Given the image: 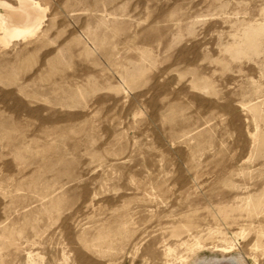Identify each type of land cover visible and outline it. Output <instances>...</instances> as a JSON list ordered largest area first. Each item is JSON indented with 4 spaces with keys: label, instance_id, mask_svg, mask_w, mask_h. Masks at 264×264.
Returning a JSON list of instances; mask_svg holds the SVG:
<instances>
[{
    "label": "rangeland",
    "instance_id": "1",
    "mask_svg": "<svg viewBox=\"0 0 264 264\" xmlns=\"http://www.w3.org/2000/svg\"><path fill=\"white\" fill-rule=\"evenodd\" d=\"M34 1L0 44V264H264V0Z\"/></svg>",
    "mask_w": 264,
    "mask_h": 264
},
{
    "label": "bare ground",
    "instance_id": "2",
    "mask_svg": "<svg viewBox=\"0 0 264 264\" xmlns=\"http://www.w3.org/2000/svg\"><path fill=\"white\" fill-rule=\"evenodd\" d=\"M18 8L13 9L6 3L4 8V16H0V44L6 46L11 41L17 39H27L36 35L41 29L46 8L42 7L34 0H17ZM223 249H231L224 247Z\"/></svg>",
    "mask_w": 264,
    "mask_h": 264
}]
</instances>
